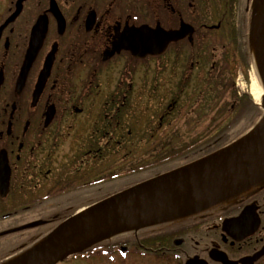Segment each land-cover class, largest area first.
Wrapping results in <instances>:
<instances>
[{"label": "flooded vegetation", "instance_id": "obj_1", "mask_svg": "<svg viewBox=\"0 0 264 264\" xmlns=\"http://www.w3.org/2000/svg\"><path fill=\"white\" fill-rule=\"evenodd\" d=\"M256 3L9 0L0 12V262L76 207L136 185L129 169L140 183L145 171L207 155L210 131L231 121L223 84L236 63V26L238 43L250 44ZM145 31L156 54H141ZM162 31L179 38L164 45ZM171 226L191 257L223 264L210 258L215 250L264 264L250 261L264 250V181ZM239 233L253 234L236 241Z\"/></svg>", "mask_w": 264, "mask_h": 264}, {"label": "water", "instance_id": "obj_2", "mask_svg": "<svg viewBox=\"0 0 264 264\" xmlns=\"http://www.w3.org/2000/svg\"><path fill=\"white\" fill-rule=\"evenodd\" d=\"M251 36L252 34L250 44ZM177 38L176 33L167 34L162 31L161 41L164 45ZM153 39V34L145 31L144 41L148 47H145L144 53L143 48H140L141 54H156V47L151 44ZM129 41L127 40L126 45ZM127 48L135 50L137 47L129 44ZM256 57L264 85V20L257 35ZM259 106L264 110V95ZM262 118L264 119V113ZM261 119L249 133L232 144L76 213L49 233L37 251L15 264H60L114 236L174 222L256 187L264 181V122L259 125ZM244 214L245 212L236 219V223L244 220ZM233 223L234 221L224 223V230L234 227ZM239 234L240 237H234L236 241L253 233ZM262 256L264 250L250 261L255 262ZM210 258L223 264H238L215 250L210 253ZM185 264L209 263L194 257Z\"/></svg>", "mask_w": 264, "mask_h": 264}, {"label": "trees", "instance_id": "obj_3", "mask_svg": "<svg viewBox=\"0 0 264 264\" xmlns=\"http://www.w3.org/2000/svg\"><path fill=\"white\" fill-rule=\"evenodd\" d=\"M236 65L234 67H228L229 70H233V75L231 82H224L223 92L224 96V113L231 110L230 105H234V109L231 114V121H225L222 125H216L210 133H214L215 136L206 142H203V145H207L206 154L217 151L218 149L225 147L234 141L240 139L251 131L263 115V110L261 106H258L253 102L251 95H242L239 96L235 88V78L237 77L238 70L240 67L243 68L244 73L247 74L249 69L250 59V46L247 43L239 42L240 31L236 26ZM247 76V75H246ZM235 120V121H232ZM219 131L220 139H217V133ZM195 144V143H194ZM166 159L175 160L176 157H168ZM146 169V167H144ZM166 171L164 168L161 171L157 172H147L144 173V180L155 177L159 174H162ZM134 172L129 169L128 176L130 177L129 183L131 185L137 184L138 180L135 179V182H132L131 175ZM128 186V187H129ZM120 191V190H119ZM117 193L114 191L113 194ZM112 194V195H113ZM83 207H76L73 212L82 210ZM70 215V216H72ZM69 218L67 216L65 219ZM177 231L176 228L171 226V223L156 225L147 227L139 230L138 232H128L123 234L122 239L118 236L113 237L109 240L103 241L84 252L74 255L73 257H86L90 259L93 256H102L106 254H112L117 249L121 251L123 256L127 253H133L138 257L147 258L152 264H185L186 260L193 255L192 252H185L186 245L183 247H178L175 244V240L180 237L174 233ZM187 243V242H186ZM122 247L126 248L127 252H122ZM149 263V262H148Z\"/></svg>", "mask_w": 264, "mask_h": 264}, {"label": "rangeland", "instance_id": "obj_4", "mask_svg": "<svg viewBox=\"0 0 264 264\" xmlns=\"http://www.w3.org/2000/svg\"><path fill=\"white\" fill-rule=\"evenodd\" d=\"M9 4V0H0V12L3 13L4 10L7 9ZM251 59V55H250ZM236 65V63H235ZM249 69L247 74L244 73L242 67L239 68L237 77L235 78V90L239 96L242 95H251V73H252V61H249ZM247 75V76H246ZM231 79V78H230ZM252 96V95H251ZM253 98V96H252ZM253 102L256 104H260L256 102L253 98ZM122 239L123 234L119 236ZM127 252V250H124ZM149 262V263H148ZM60 264H152L149 259L138 257L133 253H127L125 256L118 249L114 251L112 254H106L102 256H93L90 259L86 257H71L68 261H65Z\"/></svg>", "mask_w": 264, "mask_h": 264}, {"label": "bare ground", "instance_id": "obj_5", "mask_svg": "<svg viewBox=\"0 0 264 264\" xmlns=\"http://www.w3.org/2000/svg\"><path fill=\"white\" fill-rule=\"evenodd\" d=\"M264 20V0H257L256 3V11L255 16L253 18L252 22V43H251V56H252V73H251V88L250 92L253 96L254 100L258 103H261V100L264 95V85L261 80V77L259 75L258 71V65H257V35L259 28L261 26L262 21ZM264 122V119L262 118L259 125H261ZM46 238L42 237L39 240H37L35 243H33L30 247H28L26 250L18 254L12 259L6 260L1 264H15L18 261H21L25 259L26 257L32 255L35 251H37L42 244L45 242Z\"/></svg>", "mask_w": 264, "mask_h": 264}]
</instances>
